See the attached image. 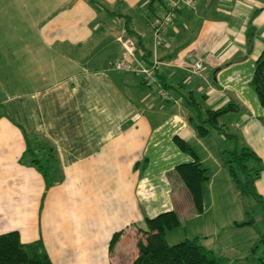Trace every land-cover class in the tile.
Instances as JSON below:
<instances>
[{
    "label": "crops",
    "instance_id": "obj_1",
    "mask_svg": "<svg viewBox=\"0 0 264 264\" xmlns=\"http://www.w3.org/2000/svg\"><path fill=\"white\" fill-rule=\"evenodd\" d=\"M61 1L0 0V235L16 231L22 244L41 241L52 264H132L145 219L175 210L184 224L200 221L206 203L217 205L218 193L233 187L207 136L188 121L191 108L181 95L187 91L211 110L235 105L223 125L261 160L255 188L264 200V108L251 86L264 49V0H197L177 12L155 50L157 77L177 102L113 69L119 35L152 60L148 19L164 13L161 0H100L108 10L88 0ZM197 60L203 73L190 71ZM25 134L60 176L53 185L31 165ZM175 137L195 156L181 151ZM195 158L211 188L200 214L175 173ZM236 194L189 233L227 264H261L250 254L260 234L252 224L234 225L247 212L238 206L224 212L240 202Z\"/></svg>",
    "mask_w": 264,
    "mask_h": 264
},
{
    "label": "trees",
    "instance_id": "obj_2",
    "mask_svg": "<svg viewBox=\"0 0 264 264\" xmlns=\"http://www.w3.org/2000/svg\"><path fill=\"white\" fill-rule=\"evenodd\" d=\"M88 2L97 8V4L93 0H88ZM161 4L164 9V2L162 1ZM99 5L108 10L103 3ZM158 16L160 15H152L148 20ZM127 33L131 34V31L129 30ZM141 51L140 59L146 63H151L148 59L149 54L145 53L143 48ZM162 84L165 88L164 83ZM251 86L259 104L264 108V49L256 61ZM181 95L185 104L196 114L197 122L193 121L194 117H190V123L199 137L207 136L210 128L221 132L226 139L229 138L234 141L233 149L223 153L232 184L239 195L252 197L262 206L264 211V200L255 188V182L263 169L261 160L246 145L238 144L239 138L237 139V136L232 133H226V127L219 123V119L223 115L236 109L235 105L228 104L220 109L211 110L205 108L192 91H187ZM200 98L203 101V97ZM25 138L27 139L26 154L31 155L32 158L31 165L41 172L47 187L53 185L60 176L51 173L52 170H48V163L37 157L34 148L30 145L28 135L25 134ZM174 141L181 151L190 154L192 157L195 156L190 145L177 137L174 138ZM46 156L52 161L55 160L52 149L48 150ZM175 173L187 190L195 213L200 214L203 211V187L209 181L207 170L195 158L192 162L176 166ZM252 223L251 219H247L245 222L234 223V225L241 227ZM144 224V230L140 231L144 238L142 237V240L137 241V256L132 264H227L225 257L205 247L200 238L186 239L173 245L167 243L166 234L181 225L180 216L175 210L163 212L151 219H145ZM118 238L119 233H115L111 239V247ZM258 244L264 245V236H261L258 242L253 245L250 253H255ZM259 261L264 264V250ZM0 264H52V262L41 241L22 244L19 234L12 231L0 235Z\"/></svg>",
    "mask_w": 264,
    "mask_h": 264
},
{
    "label": "rangeland",
    "instance_id": "obj_3",
    "mask_svg": "<svg viewBox=\"0 0 264 264\" xmlns=\"http://www.w3.org/2000/svg\"><path fill=\"white\" fill-rule=\"evenodd\" d=\"M93 1H94L95 4H97V6L99 4H102L100 0H93ZM162 1L164 2V0H162ZM25 2H29V1H25ZM67 2L71 3L72 0H62L61 2H58V4H61V6H62L63 4L65 5ZM146 2H148V1H146ZM121 3L122 2L120 0H117V2H116L117 5H119ZM97 10H99L98 7H97ZM110 11L111 12H115V10H110ZM100 13H101L102 17L107 15L106 14L107 11H104V12L102 11V12H99L98 14L100 15ZM27 18L28 17H23V20H25V22H27ZM104 19H107V18L104 17ZM106 23H108V22H106ZM148 88L152 89L150 87H148ZM165 91H166L167 94H169L171 97H173V95H171L169 91H167L166 89H165ZM197 98H198L199 102H201L202 105H203L204 102L201 100L199 95H197ZM189 115H190L188 117L189 123H190V117H192V118L194 117L193 121L196 123L197 120L195 118L196 117L195 112L193 110H191ZM219 122H220L221 125H223L222 118L219 119ZM191 126L194 129L192 124H191ZM225 127H226L225 128L226 133H230L231 134L233 130L230 128L229 123H225ZM205 139H207V142L210 144V145H207V146L213 148L214 153L216 155V158H220L219 159L220 162H222L223 165H224L223 169H224L225 173H227V170L225 169V168H227L226 165H225V155L222 154L221 151H220V153H217V150H219V149H221V150H223V149H226V150L233 149L234 141H232L229 138L226 139L222 134L220 135L218 133V131L216 132V130L210 129V128H209V135H207V137ZM238 144H240V139L238 141ZM199 154H200V152H199ZM208 176H209V173H208ZM220 177H221V175H220ZM227 177H228V173H227ZM228 179H229V177H228ZM229 181H230L231 187H233V188H230V190L228 192L224 193V196H221L218 193V195L215 197L217 205H213V204L212 205H210V204L207 205V203H206V205H205V216H203V218H201L200 221L199 220L191 221L192 224H189L188 221H187V223L184 224V220H183V222L181 221V225L179 226V228L171 231L170 232L171 234H168V243L170 245H173V244H176V243H179V242H182V241L186 240V239H184L185 238L184 236L190 234L188 228H193L195 230V228L197 226H199L202 222L203 223L206 222L208 217H211L213 215V212L214 213L215 212L221 213L220 208H218L217 206L220 207L221 205H223L222 203H224L225 201L233 200V197L230 196V193H235L236 194L237 191L235 190V188H234V186L232 184V181L231 180H229ZM208 183L209 182L205 183L204 187H203L205 200L209 199L210 192H211L210 191L211 188H210ZM175 194H176V196H178L177 192H175ZM215 195H216V193H215ZM236 195L238 197L236 199H238L240 202H236L234 204H231L230 207L224 209V212H226V213L235 212L237 206H238V209H240V208L244 209L247 213H246V215L244 216L243 219H246V220L247 219H251L253 221L251 228L256 230L260 234V237L264 236V211L262 209V206L250 196H247V195L246 196H242V195H239L238 193ZM211 199H212V197H211ZM184 226H185L186 230H184ZM193 234L194 233L192 232L188 239H192L193 236H194ZM257 242H258V240H257ZM263 250H264V245L258 244V249H256L255 253H250L251 257L255 258L256 261H258L259 258L262 256ZM241 264H243V262H241Z\"/></svg>",
    "mask_w": 264,
    "mask_h": 264
},
{
    "label": "built area",
    "instance_id": "obj_4",
    "mask_svg": "<svg viewBox=\"0 0 264 264\" xmlns=\"http://www.w3.org/2000/svg\"><path fill=\"white\" fill-rule=\"evenodd\" d=\"M197 0H164V13L148 21L152 32L153 57L151 63L138 60L142 51L137 49L135 41L128 35H119L116 40L121 47L120 57L113 65L114 71L118 73H132L141 78L142 83L156 91L162 99L177 102L175 97L166 93L164 86L158 79L159 62L155 55L156 48L162 46L165 37L174 22L177 12L181 9L193 7ZM192 73H203L204 66L200 60L190 65Z\"/></svg>",
    "mask_w": 264,
    "mask_h": 264
}]
</instances>
